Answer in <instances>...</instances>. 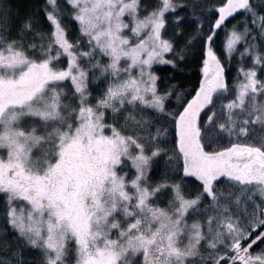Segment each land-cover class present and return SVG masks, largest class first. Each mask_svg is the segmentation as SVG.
I'll use <instances>...</instances> for the list:
<instances>
[{
	"label": "snow or ice",
	"instance_id": "obj_1",
	"mask_svg": "<svg viewBox=\"0 0 264 264\" xmlns=\"http://www.w3.org/2000/svg\"><path fill=\"white\" fill-rule=\"evenodd\" d=\"M0 264H264V0H0Z\"/></svg>",
	"mask_w": 264,
	"mask_h": 264
},
{
	"label": "trees",
	"instance_id": "obj_2",
	"mask_svg": "<svg viewBox=\"0 0 264 264\" xmlns=\"http://www.w3.org/2000/svg\"><path fill=\"white\" fill-rule=\"evenodd\" d=\"M168 69H166V68H162V73L164 72V71H167ZM195 72H196V69H190V71H189V75H192L193 76V78H194V74H195Z\"/></svg>",
	"mask_w": 264,
	"mask_h": 264
}]
</instances>
